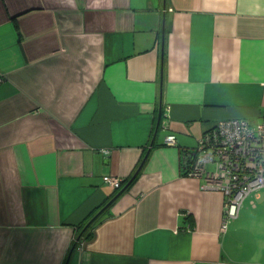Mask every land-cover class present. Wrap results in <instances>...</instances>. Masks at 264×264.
<instances>
[{
	"label": "crops",
	"instance_id": "0c3cea01",
	"mask_svg": "<svg viewBox=\"0 0 264 264\" xmlns=\"http://www.w3.org/2000/svg\"><path fill=\"white\" fill-rule=\"evenodd\" d=\"M233 118H264V0H0V264H264V188L224 220L181 164Z\"/></svg>",
	"mask_w": 264,
	"mask_h": 264
},
{
	"label": "built area",
	"instance_id": "2783aa9c",
	"mask_svg": "<svg viewBox=\"0 0 264 264\" xmlns=\"http://www.w3.org/2000/svg\"><path fill=\"white\" fill-rule=\"evenodd\" d=\"M164 141L174 146L175 135ZM180 152L184 173L203 178L204 187L223 195L224 220L236 219L246 196L264 188V118L257 123L221 119L202 134L197 147ZM102 180L113 189L121 186L118 177Z\"/></svg>",
	"mask_w": 264,
	"mask_h": 264
},
{
	"label": "trees",
	"instance_id": "16d2710c",
	"mask_svg": "<svg viewBox=\"0 0 264 264\" xmlns=\"http://www.w3.org/2000/svg\"><path fill=\"white\" fill-rule=\"evenodd\" d=\"M135 174H136V172L131 176V177H129L127 180H126V183H127V181H133V179L137 176H135ZM119 189V188H118ZM127 189V187H125V189L124 190H126ZM122 190V189H121ZM108 202V201H107ZM104 205H105V203H104ZM103 205V206H104ZM99 208H102V206L101 207H99ZM107 210V209H106ZM96 212V211H95ZM94 214L95 213H93V216L92 217H90V218H88V219H86V220H84V221H82L80 224H78L77 226H76V229L78 230V232H77V235H76V238L74 239V243H73V245L74 246H76V245H78L79 243H82V241H85V240H88V239H90L91 237H92V235H93V230L95 229L94 227L99 223V221H100V219L102 218V214L103 213H101V214H99L96 218H94L93 219V217H94ZM93 219V220H92ZM92 220V221H91Z\"/></svg>",
	"mask_w": 264,
	"mask_h": 264
},
{
	"label": "rangeland",
	"instance_id": "374dc122",
	"mask_svg": "<svg viewBox=\"0 0 264 264\" xmlns=\"http://www.w3.org/2000/svg\"><path fill=\"white\" fill-rule=\"evenodd\" d=\"M213 167V165H209V168L211 169ZM262 194L264 195V189H262ZM253 198L252 195H249V197L245 200L246 202L244 203V206L246 207V205L248 204L249 199Z\"/></svg>",
	"mask_w": 264,
	"mask_h": 264
},
{
	"label": "water",
	"instance_id": "95a60500",
	"mask_svg": "<svg viewBox=\"0 0 264 264\" xmlns=\"http://www.w3.org/2000/svg\"><path fill=\"white\" fill-rule=\"evenodd\" d=\"M136 174H137V173H136ZM136 174H135V175H136ZM92 220H93V219H92Z\"/></svg>",
	"mask_w": 264,
	"mask_h": 264
}]
</instances>
